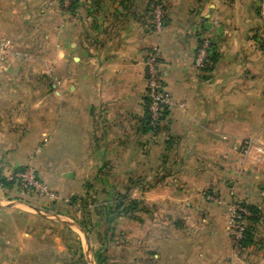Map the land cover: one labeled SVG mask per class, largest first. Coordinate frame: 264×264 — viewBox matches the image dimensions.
<instances>
[{
    "label": "crops",
    "instance_id": "crops-1",
    "mask_svg": "<svg viewBox=\"0 0 264 264\" xmlns=\"http://www.w3.org/2000/svg\"><path fill=\"white\" fill-rule=\"evenodd\" d=\"M35 1L0 0V36L9 16L20 17L28 2ZM48 1L52 0H38L39 12ZM74 1L73 10L65 11L71 15L66 31L74 52L73 71L68 76L73 85L68 88L66 105L60 110L58 105L0 104V173L9 174L22 165L32 147L48 135L51 147L66 141L69 160L82 164L93 151L91 129L98 125V147L93 152L106 161L122 159L123 140L127 136L141 140L139 137L145 136L141 133L147 131L144 134L153 149L146 154V176L152 178L148 191L218 190L220 174L235 172L238 145L248 139L251 146L242 156L248 163L243 170L248 172V180L257 184L264 201V52L252 38L260 23V0H164L168 20L161 34H153L148 25L150 0ZM205 33L213 37L218 57L213 70L201 76L192 66V55ZM9 43L0 41V52H5ZM155 44L160 48L165 84L173 99L181 103L170 110L168 123L157 133L144 125L143 61L146 50ZM12 92L17 91L11 90L10 95ZM47 109L55 114L50 126L40 117ZM64 114L65 126L61 124ZM159 144L161 150L156 151ZM29 163L38 174V160L23 167ZM131 168L141 167L133 162ZM15 208H0V264H9L4 253L11 249L4 213ZM23 219L21 251L36 253L43 248L40 243L46 251H59L57 221L26 213ZM260 225L264 235V217ZM156 252L155 264H211L223 258L218 251Z\"/></svg>",
    "mask_w": 264,
    "mask_h": 264
},
{
    "label": "rangeland",
    "instance_id": "rangeland-1",
    "mask_svg": "<svg viewBox=\"0 0 264 264\" xmlns=\"http://www.w3.org/2000/svg\"><path fill=\"white\" fill-rule=\"evenodd\" d=\"M156 1L166 10L164 0H150L146 16L152 33L161 34L168 15L165 26L155 32L149 7ZM8 18L6 30L0 36V41L10 42L6 51L0 52L5 58L0 61V104H40L48 108L58 105L61 110L66 105L68 88L73 85L68 76L73 71L74 52L68 45L66 31L71 15L65 12L60 0L48 1L39 12L36 0L28 2L20 17ZM152 47L160 49L156 44ZM194 53L195 50L192 57ZM160 73L163 76L161 70ZM165 89L170 93L167 85ZM11 90L17 92L10 95ZM47 110L40 117H45V123L50 126L55 114ZM167 123L168 118L155 133L162 131ZM61 124L66 125L65 114ZM100 130L98 125L91 129L93 151L98 147ZM145 132L141 133L145 135L139 137L141 140L131 136L123 140L122 159L106 161L92 151L89 160L82 164L69 160L66 141L51 147L48 135L43 143L32 147L25 160L22 159V165L9 174L0 173V208L16 207L15 211L4 213L7 245L11 247L4 253L5 260L9 264H155L156 251H218L223 258L211 264H264V235L260 229L264 201L257 184L248 180V172L243 170L247 162L242 156L249 152L250 141L243 139L238 145L240 157L235 161V172L221 169L226 171L220 174L221 189L205 187L196 193L165 189L154 193L148 191L152 178L146 176V154L153 149ZM156 148L160 151L161 145ZM136 156L139 159H132ZM33 159L39 163V179L56 191L57 200L37 198L16 185L14 174ZM133 162L141 168L132 169ZM68 172L72 178L64 176ZM196 196L199 199L195 200ZM239 204L255 205L261 214L260 222L254 225V241L242 249L233 244L232 213ZM25 213L57 221L59 251L44 250V243H40L43 248L36 253L20 250ZM248 224L245 221L246 227Z\"/></svg>",
    "mask_w": 264,
    "mask_h": 264
},
{
    "label": "built area",
    "instance_id": "built-area-1",
    "mask_svg": "<svg viewBox=\"0 0 264 264\" xmlns=\"http://www.w3.org/2000/svg\"><path fill=\"white\" fill-rule=\"evenodd\" d=\"M73 0H62V7L65 11L71 10ZM166 10L162 3L156 1L149 7L150 23L155 32H160L165 26ZM260 24L256 28V39L254 42L260 50L264 52V3L262 2L259 11ZM217 54V46L213 37L209 34H202L198 39V44L193 56L192 66L201 76H206L214 67V55ZM144 79H145V105L148 110V127L155 133L166 121L165 112L179 106L172 95L166 91L164 77L160 73V50L150 47L144 57ZM14 179L22 192L32 194L37 198H44L55 201L59 197L56 191L38 177L36 168L32 163L27 164L14 174ZM250 216L246 207L239 204L234 207L232 213V226L235 248L242 249L240 242L246 229L245 221Z\"/></svg>",
    "mask_w": 264,
    "mask_h": 264
},
{
    "label": "trees",
    "instance_id": "trees-1",
    "mask_svg": "<svg viewBox=\"0 0 264 264\" xmlns=\"http://www.w3.org/2000/svg\"><path fill=\"white\" fill-rule=\"evenodd\" d=\"M60 3L62 4V0L60 1ZM74 4H75V1L73 0L71 3V10H73ZM258 13H259V9L257 11V14ZM255 31H256V29L253 31V35H252L253 40L256 39ZM217 57H218L217 54H215L214 55V63H216ZM211 70H213V68ZM168 115H169V112L166 111L164 116H168ZM144 119H145L144 125L147 127V130L151 131V129L148 127V110H147L146 105H145V118ZM0 181H2V180H0ZM242 205L247 208V210L250 213V216L247 218L249 224L244 231V235H243V238L240 242V245L242 248H246V247L248 248L249 246H251V243L254 241V225L258 224L260 222L261 214H260L259 209L255 205H244V204H242Z\"/></svg>",
    "mask_w": 264,
    "mask_h": 264
},
{
    "label": "water",
    "instance_id": "water-1",
    "mask_svg": "<svg viewBox=\"0 0 264 264\" xmlns=\"http://www.w3.org/2000/svg\"><path fill=\"white\" fill-rule=\"evenodd\" d=\"M66 177H68V178H72V175H71V174H68V175H66Z\"/></svg>",
    "mask_w": 264,
    "mask_h": 264
}]
</instances>
